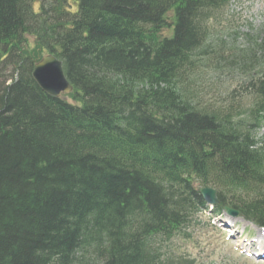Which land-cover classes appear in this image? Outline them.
I'll list each match as a JSON object with an SVG mask.
<instances>
[{
	"label": "trees",
	"instance_id": "obj_1",
	"mask_svg": "<svg viewBox=\"0 0 264 264\" xmlns=\"http://www.w3.org/2000/svg\"><path fill=\"white\" fill-rule=\"evenodd\" d=\"M228 1L0 0V264H182L152 242L201 182L264 226V72L244 116L189 86ZM47 53L68 94L33 79ZM242 54L264 64V35Z\"/></svg>",
	"mask_w": 264,
	"mask_h": 264
},
{
	"label": "rangeland",
	"instance_id": "obj_2",
	"mask_svg": "<svg viewBox=\"0 0 264 264\" xmlns=\"http://www.w3.org/2000/svg\"><path fill=\"white\" fill-rule=\"evenodd\" d=\"M212 26L207 49L214 52L220 49L226 60L214 66H203L194 81L191 80V86L211 101H219L222 107L240 104L238 114L244 116L251 103L249 81L251 76L256 79L258 75L246 74L242 69L243 61H239L238 56L250 45V39L264 34V0H231ZM200 54L203 58L210 55ZM231 55L232 61L229 59ZM213 215L209 211L195 214L185 229L189 237L178 236L170 241H158L156 245L174 256L184 255L193 264H261L243 257L244 254L236 250L237 245L246 246L257 239L259 229L242 218L234 219L232 226L223 228V222ZM219 218L231 219L225 213ZM247 230H250L249 235L254 234L253 238L241 234Z\"/></svg>",
	"mask_w": 264,
	"mask_h": 264
},
{
	"label": "water",
	"instance_id": "obj_3",
	"mask_svg": "<svg viewBox=\"0 0 264 264\" xmlns=\"http://www.w3.org/2000/svg\"><path fill=\"white\" fill-rule=\"evenodd\" d=\"M32 77L38 86L47 94L58 97L62 93L71 91V86L67 81L60 60L53 54L43 56L33 66ZM204 200L209 203H216L215 190L202 184L199 189ZM228 212L234 211L227 209Z\"/></svg>",
	"mask_w": 264,
	"mask_h": 264
}]
</instances>
